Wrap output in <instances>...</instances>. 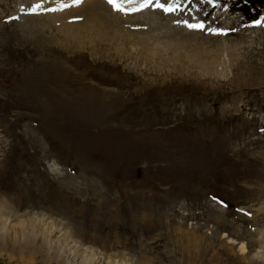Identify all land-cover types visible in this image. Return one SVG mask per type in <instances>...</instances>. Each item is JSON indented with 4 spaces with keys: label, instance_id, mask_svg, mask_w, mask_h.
Here are the masks:
<instances>
[{
    "label": "rangeland",
    "instance_id": "1",
    "mask_svg": "<svg viewBox=\"0 0 264 264\" xmlns=\"http://www.w3.org/2000/svg\"><path fill=\"white\" fill-rule=\"evenodd\" d=\"M157 3L0 0V264H264V0Z\"/></svg>",
    "mask_w": 264,
    "mask_h": 264
},
{
    "label": "snow or ice",
    "instance_id": "2",
    "mask_svg": "<svg viewBox=\"0 0 264 264\" xmlns=\"http://www.w3.org/2000/svg\"><path fill=\"white\" fill-rule=\"evenodd\" d=\"M76 3H79L80 0H75ZM108 3L112 4L114 7H116L117 9H119V4H117V0H108ZM39 7V6H37ZM157 7H160L162 8L164 11H168V12H171V11H175L176 9L173 8L171 5H164V4H159L157 3ZM188 27L190 28H199V29H203L204 28V25L203 24H199V25H188Z\"/></svg>",
    "mask_w": 264,
    "mask_h": 264
},
{
    "label": "bare ground",
    "instance_id": "3",
    "mask_svg": "<svg viewBox=\"0 0 264 264\" xmlns=\"http://www.w3.org/2000/svg\"><path fill=\"white\" fill-rule=\"evenodd\" d=\"M170 1H172V3H173V6H175V0H168V2H170ZM143 4V3H142ZM144 4H145V2H144ZM148 4V3H147ZM151 4V3H150ZM165 4L167 5V0H165ZM157 5V4H156ZM146 8V7H145ZM147 9V8H146ZM200 24V23H199ZM213 62H215V64H217L218 66H220L221 65V60H219V59H214L213 60Z\"/></svg>",
    "mask_w": 264,
    "mask_h": 264
}]
</instances>
